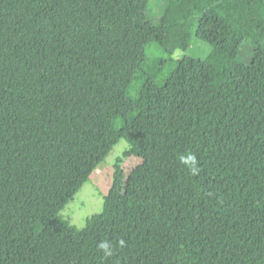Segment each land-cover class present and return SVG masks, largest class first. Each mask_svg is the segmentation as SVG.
Segmentation results:
<instances>
[{
    "label": "trees",
    "instance_id": "trees-1",
    "mask_svg": "<svg viewBox=\"0 0 264 264\" xmlns=\"http://www.w3.org/2000/svg\"><path fill=\"white\" fill-rule=\"evenodd\" d=\"M124 136L140 163L71 224ZM0 264H264V0H0Z\"/></svg>",
    "mask_w": 264,
    "mask_h": 264
},
{
    "label": "rangeland",
    "instance_id": "rangeland-1",
    "mask_svg": "<svg viewBox=\"0 0 264 264\" xmlns=\"http://www.w3.org/2000/svg\"><path fill=\"white\" fill-rule=\"evenodd\" d=\"M210 49L207 42L193 37L190 46L186 50L175 51L173 57L191 56L202 59L206 57ZM146 52L150 57H156L159 49L148 46ZM138 163H140V159L130 154V140L124 136L114 145L96 170L90 174L81 190L61 210L60 216L78 227L84 225L88 216L99 211L102 198L110 188L122 190L127 172Z\"/></svg>",
    "mask_w": 264,
    "mask_h": 264
},
{
    "label": "clouds",
    "instance_id": "clouds-1",
    "mask_svg": "<svg viewBox=\"0 0 264 264\" xmlns=\"http://www.w3.org/2000/svg\"><path fill=\"white\" fill-rule=\"evenodd\" d=\"M179 159L181 163L185 164L191 170L192 174H196L199 171L196 167L197 160L194 154L188 153L187 155H181ZM123 244L124 241L121 240L120 245L123 246ZM98 247L105 257H111L113 255V250L109 242H101Z\"/></svg>",
    "mask_w": 264,
    "mask_h": 264
}]
</instances>
